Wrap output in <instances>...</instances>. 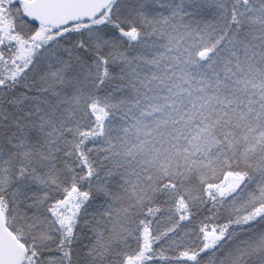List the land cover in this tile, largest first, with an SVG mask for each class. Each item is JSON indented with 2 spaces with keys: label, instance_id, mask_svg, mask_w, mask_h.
Listing matches in <instances>:
<instances>
[{
  "label": "snow or ice",
  "instance_id": "snow-or-ice-1",
  "mask_svg": "<svg viewBox=\"0 0 264 264\" xmlns=\"http://www.w3.org/2000/svg\"><path fill=\"white\" fill-rule=\"evenodd\" d=\"M0 264H264V0H0Z\"/></svg>",
  "mask_w": 264,
  "mask_h": 264
}]
</instances>
